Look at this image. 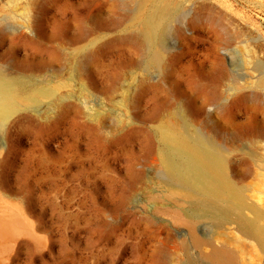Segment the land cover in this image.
<instances>
[{"label": "rangeland", "instance_id": "obj_1", "mask_svg": "<svg viewBox=\"0 0 264 264\" xmlns=\"http://www.w3.org/2000/svg\"><path fill=\"white\" fill-rule=\"evenodd\" d=\"M0 264H264V0H0Z\"/></svg>", "mask_w": 264, "mask_h": 264}]
</instances>
